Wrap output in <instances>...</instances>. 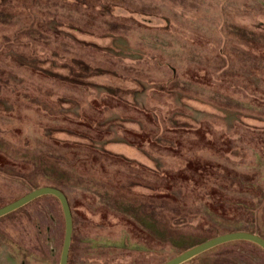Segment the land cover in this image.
<instances>
[{
    "label": "rangeland",
    "instance_id": "1",
    "mask_svg": "<svg viewBox=\"0 0 264 264\" xmlns=\"http://www.w3.org/2000/svg\"><path fill=\"white\" fill-rule=\"evenodd\" d=\"M44 185L72 207L68 264L264 237V0H0V207ZM62 210L47 194L1 217L0 264H59Z\"/></svg>",
    "mask_w": 264,
    "mask_h": 264
},
{
    "label": "water",
    "instance_id": "2",
    "mask_svg": "<svg viewBox=\"0 0 264 264\" xmlns=\"http://www.w3.org/2000/svg\"><path fill=\"white\" fill-rule=\"evenodd\" d=\"M50 194L51 196L56 197L62 205L63 215L65 219V233H64V242L61 249L60 263L59 264H68L69 263V253L70 246L72 245L73 240V228H74V219L72 214V207L69 202V199L66 195V192L58 187H53L50 185L40 186L34 190H31L24 195L20 196L16 200H13L6 205L0 207V218L6 214L12 212L13 210L20 209L31 201L35 199ZM242 240L250 241L258 244L262 249H264V237L260 236L256 232L244 231V230H235L227 233H220L216 236H213L210 239H206L197 245L186 248L173 258L168 259L163 264H183L186 261H190L200 253L208 251L218 245L226 244L228 242Z\"/></svg>",
    "mask_w": 264,
    "mask_h": 264
},
{
    "label": "trees",
    "instance_id": "3",
    "mask_svg": "<svg viewBox=\"0 0 264 264\" xmlns=\"http://www.w3.org/2000/svg\"><path fill=\"white\" fill-rule=\"evenodd\" d=\"M89 149L92 150L91 147H89ZM188 168L191 169L192 171H198L197 168L195 169L193 166H191V164H190V165L188 164ZM203 168H204V167H203ZM185 175H186V174H184V176H185ZM212 237H213V235H210V236H208V237L206 236V237H204V239H203L202 241H204V240H206V239L208 240V239H210V238H212ZM202 241H201V242H202Z\"/></svg>",
    "mask_w": 264,
    "mask_h": 264
}]
</instances>
